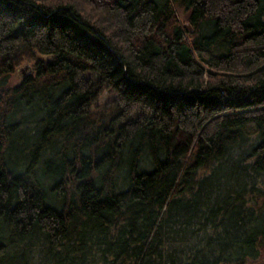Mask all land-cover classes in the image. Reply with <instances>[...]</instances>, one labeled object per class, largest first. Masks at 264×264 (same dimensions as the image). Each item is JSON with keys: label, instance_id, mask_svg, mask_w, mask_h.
<instances>
[{"label": "trees", "instance_id": "1", "mask_svg": "<svg viewBox=\"0 0 264 264\" xmlns=\"http://www.w3.org/2000/svg\"><path fill=\"white\" fill-rule=\"evenodd\" d=\"M0 264H264V0H0Z\"/></svg>", "mask_w": 264, "mask_h": 264}, {"label": "rangeland", "instance_id": "2", "mask_svg": "<svg viewBox=\"0 0 264 264\" xmlns=\"http://www.w3.org/2000/svg\"><path fill=\"white\" fill-rule=\"evenodd\" d=\"M174 7H175V11H176L177 17H178L179 22L181 23V25L184 26L185 22L189 23L188 10L183 9L182 7H179V6H174ZM23 65H24V61L20 62V64L18 65L16 71L9 75L8 80L10 81V83H15L16 81H18V79L20 77V74H22V72H23L22 69H21V66H23ZM25 70L26 69H24V71ZM106 94L107 93L103 94V96H100L99 97V101L106 100V98H108V96ZM109 95H111V94H109Z\"/></svg>", "mask_w": 264, "mask_h": 264}, {"label": "water", "instance_id": "3", "mask_svg": "<svg viewBox=\"0 0 264 264\" xmlns=\"http://www.w3.org/2000/svg\"><path fill=\"white\" fill-rule=\"evenodd\" d=\"M184 26L188 29L191 30V25L188 22L184 23ZM28 66V63H25L23 66H21L22 71Z\"/></svg>", "mask_w": 264, "mask_h": 264}]
</instances>
